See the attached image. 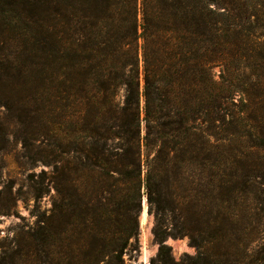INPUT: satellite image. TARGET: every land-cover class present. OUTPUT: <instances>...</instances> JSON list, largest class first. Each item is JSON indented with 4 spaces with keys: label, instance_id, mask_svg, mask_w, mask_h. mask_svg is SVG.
<instances>
[{
    "label": "trees",
    "instance_id": "1",
    "mask_svg": "<svg viewBox=\"0 0 264 264\" xmlns=\"http://www.w3.org/2000/svg\"><path fill=\"white\" fill-rule=\"evenodd\" d=\"M0 114L54 189L0 264H141L143 197L149 264L264 259V0H0Z\"/></svg>",
    "mask_w": 264,
    "mask_h": 264
},
{
    "label": "rangeland",
    "instance_id": "2",
    "mask_svg": "<svg viewBox=\"0 0 264 264\" xmlns=\"http://www.w3.org/2000/svg\"><path fill=\"white\" fill-rule=\"evenodd\" d=\"M6 114L2 119L10 122L15 119L18 111L11 109ZM17 132L16 127L12 128L9 141L0 146V256L3 251L2 244L7 245L11 237L20 229L31 226L38 213L50 206L54 196L51 169L39 161L37 142L26 144L20 139L22 136L16 134ZM143 209L144 218L142 217ZM138 221L137 262L149 264L150 258L157 252L158 243L152 234L153 215L147 211L145 197L142 198ZM244 231L240 235L241 243H238L239 239L235 241L236 259L242 264H264V259L258 257L261 252L257 253V250L261 248L260 245L254 242L248 246V234H244ZM164 242L171 247L175 259H179L183 253L195 252L194 247L189 245L187 237L169 236Z\"/></svg>",
    "mask_w": 264,
    "mask_h": 264
},
{
    "label": "bare ground",
    "instance_id": "3",
    "mask_svg": "<svg viewBox=\"0 0 264 264\" xmlns=\"http://www.w3.org/2000/svg\"><path fill=\"white\" fill-rule=\"evenodd\" d=\"M145 208V207H144ZM142 217L144 218V209H143V211H142ZM143 218H141V219H143ZM142 222V221H141Z\"/></svg>",
    "mask_w": 264,
    "mask_h": 264
},
{
    "label": "water",
    "instance_id": "4",
    "mask_svg": "<svg viewBox=\"0 0 264 264\" xmlns=\"http://www.w3.org/2000/svg\"><path fill=\"white\" fill-rule=\"evenodd\" d=\"M144 205V204H143Z\"/></svg>",
    "mask_w": 264,
    "mask_h": 264
}]
</instances>
